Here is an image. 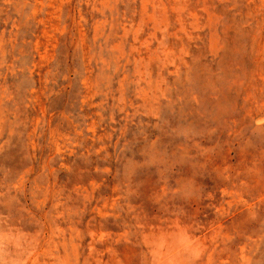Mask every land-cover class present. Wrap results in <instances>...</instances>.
Masks as SVG:
<instances>
[{
    "label": "rangeland",
    "instance_id": "rangeland-1",
    "mask_svg": "<svg viewBox=\"0 0 264 264\" xmlns=\"http://www.w3.org/2000/svg\"><path fill=\"white\" fill-rule=\"evenodd\" d=\"M0 264H264V0H0Z\"/></svg>",
    "mask_w": 264,
    "mask_h": 264
}]
</instances>
